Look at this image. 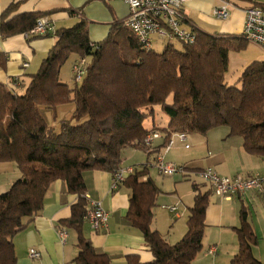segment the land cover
<instances>
[{
    "label": "trees",
    "instance_id": "obj_1",
    "mask_svg": "<svg viewBox=\"0 0 264 264\" xmlns=\"http://www.w3.org/2000/svg\"><path fill=\"white\" fill-rule=\"evenodd\" d=\"M264 7L263 4H255ZM11 3L1 14L3 38L25 33L46 13L15 12ZM46 36L55 43L35 73L19 86L0 81V162H11L20 172L9 189L0 192V264H17L14 237L41 212L45 196L58 179L78 195L71 216L63 227L78 235L79 264H111L107 253L97 250L85 235L88 199L87 171L114 173L122 167L127 147L157 155L178 132L206 135L227 126L228 136H240L246 152L264 161V59L249 63L234 85L228 84L230 53L247 48L242 35L212 34L196 30L194 42H168L161 52L146 50L123 22L113 24L108 36L92 41L88 24L81 20ZM32 36L29 39H32ZM90 57L87 73L71 86L62 80L65 63ZM6 56L0 51V67ZM74 103L72 116L62 119L60 129L51 126L40 107L56 109ZM160 108L170 119L167 128L146 129L147 118ZM160 132L163 143L150 151L149 133ZM123 181L131 189L130 206L124 219L138 227L153 260L140 262L135 255L127 264H192L203 249L206 212L212 188L202 191L193 183L194 202L186 220L187 231L170 243L152 228L161 187L149 175L147 163L134 166ZM239 250L231 264H264L253 252L258 237L249 211L240 209L235 227Z\"/></svg>",
    "mask_w": 264,
    "mask_h": 264
},
{
    "label": "crops",
    "instance_id": "obj_2",
    "mask_svg": "<svg viewBox=\"0 0 264 264\" xmlns=\"http://www.w3.org/2000/svg\"><path fill=\"white\" fill-rule=\"evenodd\" d=\"M222 1H189L184 6V27L195 32L203 30L212 34L239 36L244 30L245 8L255 4L264 5V0H232L236 6L230 10L229 17L223 20L213 14L214 8L221 5ZM11 3H18L15 14L23 12L46 13L44 16L54 22L56 29L69 27L85 20L92 41H101L106 38L112 25L122 22L128 14V6L122 0H0V20L1 14ZM54 43L53 36L43 35L29 39L22 33L3 38L0 33V51L6 56L4 66L0 67V81L9 85L17 79V86H19L26 79L27 74L35 73L39 69L42 60L47 56ZM257 59H264V48L249 42L246 49L230 53L228 73L235 69L241 74L249 63ZM24 62H28L29 66L25 68ZM64 81L69 83L68 80ZM160 113L162 112H155L151 128L146 129L168 127L169 117L163 119L164 123H162ZM156 115L161 120L158 123H156ZM228 134L229 130L223 137L220 146L214 151L209 149V142H207L209 159L206 160V165L192 163V166L196 170L212 167L224 176L250 177L254 173L264 170L263 159L246 152L243 147V139L240 136H228ZM178 141L180 140L178 139ZM162 143L163 138L155 141L156 146ZM180 143L185 146L184 142L180 141ZM185 148L187 147L185 146ZM167 152L165 151V153ZM160 154L165 160L161 151ZM187 166L185 168H188ZM122 167L127 166L122 165ZM183 174L188 176L185 172ZM19 176L20 172L13 163L0 162V192L9 189ZM85 179L87 197L100 200L103 207L110 212L108 225L102 229L95 230L86 221L85 235L90 238L94 247L110 255L111 264H127L130 255H135L140 262L153 260V254L142 231L124 221L130 206V187L122 182L117 189H113V173L101 169L87 171ZM209 188H211L210 185ZM173 192H176V189ZM77 201L78 195L67 190L65 181L58 179L52 183L45 196L41 212L14 237L18 256L17 264H79L75 261L79 251L77 233L67 229L66 242H63L59 235V230L63 227L61 220L71 216L72 206ZM171 201V205L179 203L176 212L164 208V205L162 207L176 216L174 223L180 219L187 220L191 206L188 207V213L183 215L180 212V207L183 204L182 198L175 193L171 196ZM242 206L248 209L249 218L258 237V243L254 245L253 252L257 258L264 262V190H253L244 195H234L230 199L217 196L213 192L206 212L207 226L203 238V249L192 264H231L232 258L239 250V242L231 250L226 249L224 240L228 234H231L233 238L235 236L238 238L235 227L240 226ZM152 228L158 230L153 226ZM186 231L187 223L179 227L176 239L168 238V233L164 237L173 243L175 240L179 241ZM211 248H215L214 253L210 252ZM32 249L40 252L39 258L31 257Z\"/></svg>",
    "mask_w": 264,
    "mask_h": 264
},
{
    "label": "built area",
    "instance_id": "obj_3",
    "mask_svg": "<svg viewBox=\"0 0 264 264\" xmlns=\"http://www.w3.org/2000/svg\"><path fill=\"white\" fill-rule=\"evenodd\" d=\"M128 6V14L122 21L124 26L129 28L141 42L142 47L146 50L153 48V40L159 38L172 42L176 40L192 43L196 39V32L184 27L185 20L184 6L191 0H122ZM232 0H223L222 4L215 7L213 14L219 19H227L229 12L235 7ZM246 19L243 38L248 42L255 43L264 48V7L250 5L245 8ZM55 24L48 17H40L34 28L25 32V36H43L48 33L55 32ZM23 66H29L28 62H24ZM88 62L86 58H81L72 66L74 80L81 82L87 73ZM10 87H15V84H9ZM180 141L185 143L188 148V136L184 132L173 134ZM173 135L164 146L167 152L175 145ZM163 138L160 132L149 133L146 137V142L150 146L152 152L155 141ZM149 165L159 167L160 173L166 176H172L178 172L184 173L185 166H179L174 163H166L161 155H156ZM134 166L121 167L113 173V189H117L119 185L134 171ZM198 176L207 184H209L213 192L217 196L232 198L234 195H244L253 190H264V170L254 173L250 177L242 175L224 176L219 174L212 167L199 169ZM87 197V194H86ZM88 199L86 220L90 226L95 229H102L108 225L110 212L107 211L100 200ZM164 208L172 212H176L179 208V203L173 205H164ZM60 238L66 242L68 230L62 227L59 230ZM211 253L215 252V248L210 249ZM31 257L39 258L40 252L32 249Z\"/></svg>",
    "mask_w": 264,
    "mask_h": 264
},
{
    "label": "rangeland",
    "instance_id": "obj_4",
    "mask_svg": "<svg viewBox=\"0 0 264 264\" xmlns=\"http://www.w3.org/2000/svg\"><path fill=\"white\" fill-rule=\"evenodd\" d=\"M73 25L74 24H72V26ZM167 43L168 42L166 40L155 38L153 40V49L155 51L161 52ZM174 45L178 49L183 48L182 44L178 41H174ZM90 60V57H86V61L88 63L90 62ZM72 62L73 59L71 58L65 63L62 68L60 77L62 80H68L71 86L75 85L74 75L72 71ZM236 71L237 70L232 69L230 73L227 74L228 84L234 85L236 83L240 75V73ZM40 110L47 122L51 126H54L55 129L59 130L61 120L68 119L72 116V112L74 110V103L71 102L64 104L63 106H59L56 109V112L46 107H40ZM156 112L162 111H160V108H157ZM160 115L162 116V123H164L163 119H166L167 115L164 112L160 113ZM153 118L154 116L147 118L143 126L145 128H151L152 122L154 120ZM158 121L160 122L161 120L160 117L158 118V115H156V123H158ZM228 130L229 128L227 126H221L210 130L206 136L197 132L186 133L188 136L187 143L190 146L188 149L185 148L184 144L180 143V141H178V138L173 135L176 140L175 145L167 153H165V150L162 148L161 153L164 155V161L166 163H174L179 166L188 165V168H185V173H187L188 176H184L182 172H178L172 176H163L161 175L158 166L147 164L149 166V175L157 182V184L161 187L163 191V193H161L158 197V206L155 208V218L152 223V226L157 228L163 236H166L168 233V238L172 240L176 239L175 237L179 232V227L186 225V219H180V221L177 220L174 223V219L176 216L169 213L168 210H165L162 205H171V196L176 193L183 200L182 207H180V212L183 213V215H186L188 213V207L192 206L194 202L195 193L192 186L193 183H197L202 190L209 189V184L204 182L198 176V169L196 170V168L192 165L199 163H202V165H206V160L209 159L207 152L208 148L206 145L207 142H209V149L214 151L215 148L220 146V143L223 137L226 136ZM156 155L157 154L155 152H152L151 155H148L146 150H134L130 147H127L122 151V165L141 166L145 163H148V161H151L152 158ZM175 189L176 192H173L175 191ZM176 241L177 240H175L174 242ZM224 241H226L224 243L226 249L233 250L236 245H238V238L236 236L233 238L231 234L226 235Z\"/></svg>",
    "mask_w": 264,
    "mask_h": 264
}]
</instances>
